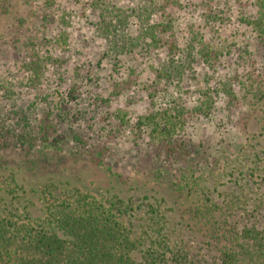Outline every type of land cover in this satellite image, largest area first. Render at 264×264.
I'll use <instances>...</instances> for the list:
<instances>
[{"label":"rangeland","instance_id":"obj_1","mask_svg":"<svg viewBox=\"0 0 264 264\" xmlns=\"http://www.w3.org/2000/svg\"><path fill=\"white\" fill-rule=\"evenodd\" d=\"M84 195L140 263L264 264V0H0V221Z\"/></svg>","mask_w":264,"mask_h":264},{"label":"trees","instance_id":"obj_2","mask_svg":"<svg viewBox=\"0 0 264 264\" xmlns=\"http://www.w3.org/2000/svg\"><path fill=\"white\" fill-rule=\"evenodd\" d=\"M75 201L53 206L48 214L53 230L0 221V264H184L186 259L171 249L148 251L145 262H138L130 249L135 242L123 233L121 223L111 220L104 207L86 195ZM250 237L260 254L251 250L245 256H264V227L251 231ZM241 253H225L223 264L242 262Z\"/></svg>","mask_w":264,"mask_h":264}]
</instances>
